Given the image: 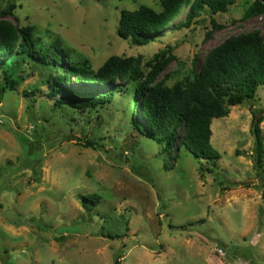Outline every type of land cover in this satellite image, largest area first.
<instances>
[{"label": "rangeland", "instance_id": "rangeland-1", "mask_svg": "<svg viewBox=\"0 0 264 264\" xmlns=\"http://www.w3.org/2000/svg\"><path fill=\"white\" fill-rule=\"evenodd\" d=\"M253 1L214 16L204 11L178 30L187 3L146 46L119 37L120 13L142 5L161 11L159 0H0V13L18 28L36 27L45 43L59 40L94 71L119 56L138 59L147 73L146 64L172 48L175 60L158 80L171 87L194 80L225 40L264 37V17L241 21ZM211 18L222 27L207 37ZM11 73L21 80L16 91L2 92L0 76V264H264V166L254 169L252 134V111L264 116V86L213 120L211 143L221 154L213 167L187 149L182 130L167 148L135 127V85L110 105L79 112L51 92L48 81L63 72L19 60ZM121 85L83 86L72 77L64 87ZM260 127L264 137V121ZM87 195L101 201L85 202Z\"/></svg>", "mask_w": 264, "mask_h": 264}, {"label": "trees", "instance_id": "trees-1", "mask_svg": "<svg viewBox=\"0 0 264 264\" xmlns=\"http://www.w3.org/2000/svg\"><path fill=\"white\" fill-rule=\"evenodd\" d=\"M238 0H159L161 11L142 5L137 10H122L117 33L123 40L136 46H146L161 37L163 30L177 17L183 5L191 3L186 20L177 25L178 30L189 29L201 13L210 15L225 13ZM0 13V76L5 80L2 92L16 91L21 80H15L11 71L19 60L47 69L59 70L56 83L48 81L51 92L62 94L59 105H69L79 112L102 108L114 102L119 93H127L135 85L132 102L135 106L133 123L142 133L165 143L167 148L179 141L198 160L217 166L221 154L213 147L212 122L227 117L230 107H237L255 99L259 87L264 86V37L259 32H250L231 37L212 49L206 56L194 80L185 79L171 87L165 86L159 77L175 60L172 48L156 54L146 66L134 57L112 56L94 71L87 61H75L71 52L59 40L45 43L38 36L36 27L18 28L4 19ZM264 17V0H254L241 21ZM212 32L222 26L211 18ZM83 86H101L123 82L106 92H81L64 87L71 78ZM252 134L255 137L254 169L264 166V137L260 125L264 116L252 111ZM142 121V124L139 123ZM96 144L86 142L85 148ZM85 202L99 204L98 195H87ZM125 236V235H124ZM124 236L109 235L110 239ZM116 264H120L119 258Z\"/></svg>", "mask_w": 264, "mask_h": 264}, {"label": "water", "instance_id": "water-1", "mask_svg": "<svg viewBox=\"0 0 264 264\" xmlns=\"http://www.w3.org/2000/svg\"><path fill=\"white\" fill-rule=\"evenodd\" d=\"M13 253H18V251H13Z\"/></svg>", "mask_w": 264, "mask_h": 264}]
</instances>
